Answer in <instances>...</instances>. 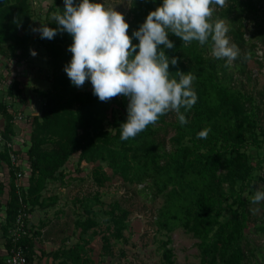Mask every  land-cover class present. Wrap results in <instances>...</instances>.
I'll return each instance as SVG.
<instances>
[{
  "label": "trees",
  "instance_id": "obj_1",
  "mask_svg": "<svg viewBox=\"0 0 264 264\" xmlns=\"http://www.w3.org/2000/svg\"><path fill=\"white\" fill-rule=\"evenodd\" d=\"M262 1L226 0L224 7L216 6L213 11L210 22L223 20L229 28L227 35L231 42L240 49V56L231 66H226L224 59L209 56L213 47L210 38L203 46L198 41L185 46L179 37L169 33L174 48L167 49L162 45L160 48L169 60L173 57L178 60L177 65L169 66L170 78L178 79L177 71L195 74L192 87L197 102L190 110L181 108L188 120L186 125L182 126L177 115L169 112L155 125H148L128 140L120 139L122 123L119 118L110 120V101L102 102L93 90L84 91L72 85L64 71L72 59V53L68 51L72 36L58 31L51 40L42 39L41 35L35 38L48 56L51 88L38 92L43 105L40 115L33 118L29 145L24 154L30 166L24 189L16 186L18 169L11 167L8 152L0 151V167L8 166V182L0 180V211L3 207L6 213V224L1 228L0 264H5V250L12 248L8 235L19 214L28 215L44 205L42 192L47 180L54 179L57 174L62 176L61 169L75 153L79 155V162L94 164L92 177L99 186L110 180L107 174L110 169L113 175L136 181L137 195L155 200L165 193L157 223L167 231L183 228L191 232L198 240V264H259L244 233L250 218L242 192L251 184L254 172L264 169V131L262 136L256 133L257 113L255 107L248 104L253 99L232 86L234 75L229 76V73L236 70L245 75L249 63L256 60V49L264 45V17L259 6ZM79 2L81 0H76ZM162 3L163 0H131L128 34L132 36L148 14ZM64 7V0H53L50 11L63 14ZM32 16L30 0H0L1 54L16 61L26 60L31 55ZM45 25L58 29L55 19L46 20ZM132 42L138 44L139 40L133 37ZM257 62L263 66V62ZM19 81L14 80L9 94L0 100V116L5 120L3 134L9 140L15 135L14 116L6 99L25 100ZM258 93L264 103V87ZM204 129H210L207 138H198L197 134ZM169 132L174 134L168 147L163 134ZM249 146L263 151L255 164L246 153ZM231 199L240 210H234V216L222 222L224 205ZM108 213L113 217L114 237L120 238L127 213L118 203ZM89 222L94 223L93 220ZM28 223L25 220L26 226ZM32 227V236H23L18 243L28 264L37 247V234ZM80 227L84 233L88 230L84 223ZM255 232L264 234V221L255 226ZM103 243L105 253L109 254L107 236L103 237ZM55 259L61 260L59 264H65L67 260L72 264H98L79 248L58 251Z\"/></svg>",
  "mask_w": 264,
  "mask_h": 264
},
{
  "label": "rangeland",
  "instance_id": "obj_2",
  "mask_svg": "<svg viewBox=\"0 0 264 264\" xmlns=\"http://www.w3.org/2000/svg\"><path fill=\"white\" fill-rule=\"evenodd\" d=\"M97 1L115 8L124 14L126 22L128 21L131 0ZM30 4L33 12L30 28L31 41H33L31 52L35 51L36 55L31 54L26 60L16 61L0 53V100L9 94L14 80H20L25 95L24 101L6 99V104L11 105L9 111L25 119L20 122L13 121L15 130L13 140L16 141L15 146L23 155L29 145L33 118L40 115L43 105L38 92L48 91L51 88L52 78L48 56L43 46L35 40L40 33L33 29H39L42 24L45 25L46 20H54L56 14L50 11L53 0H30ZM259 6L260 13L264 17V0ZM209 56H213L212 53ZM257 61L263 62V66H259ZM229 76H233L231 81L233 87L252 97L253 102L248 104L255 107L257 113L255 131L262 136L264 103L258 92L264 87V45H259L256 49V60L249 63L245 75L231 70ZM79 89L93 90V86L90 80H86ZM9 99L11 100L8 101ZM128 103L129 99L124 96L112 98L110 120L119 118L120 123H125L128 116ZM258 106L259 109H257ZM0 119H2L1 116ZM2 126L5 128V120ZM173 134V132L163 134L168 147L172 144ZM246 153L253 164L263 155V151L254 146H249ZM78 160V153L73 154L61 169L62 176L57 174L54 179L47 180L45 190L42 192L45 199L44 205L36 207L27 216L28 224L33 226L32 229L37 234L35 239L37 247L30 264H59L61 260L55 259V254L71 248L82 249L98 264H198L200 262L198 240L191 232L183 228L167 231L157 223V214L166 199L165 193L155 200H150L145 195H137L136 181L113 175L110 169H107L110 180L99 186L92 177L94 164ZM25 164L26 161H23L22 165ZM7 168L6 165L0 167V180H5L6 183L8 182ZM24 168L27 169L25 174L27 181L30 172L29 164ZM263 174L264 169L255 171L251 184L242 192L250 218L249 226L244 233L259 264H264V234L256 233L255 226L264 221V201L255 204L251 201L257 191L264 192ZM3 200L2 198L1 202ZM115 203H118L127 213L124 218L125 228L120 238L114 237L113 217L108 213ZM224 208L222 222L231 219L234 216V210H240L238 204L233 203L232 199L224 205ZM116 214L120 213L116 212ZM5 218V208L2 207L0 237L1 228L6 224ZM89 220H93L94 223H90ZM82 223L88 228L86 233L80 227ZM104 236L109 238L107 246L109 254L105 253ZM168 254L169 257H167ZM249 259H253L252 255ZM65 264L72 263L67 260Z\"/></svg>",
  "mask_w": 264,
  "mask_h": 264
},
{
  "label": "clouds",
  "instance_id": "obj_3",
  "mask_svg": "<svg viewBox=\"0 0 264 264\" xmlns=\"http://www.w3.org/2000/svg\"><path fill=\"white\" fill-rule=\"evenodd\" d=\"M64 4L63 14L54 15L58 29L42 24L33 31L49 40L58 31L72 36L68 49L72 59L64 68L72 85L79 88L90 80L93 94L102 102L117 96L129 99L127 121L120 126L121 140L135 138L169 112L177 115L182 126L188 123L181 108L190 110L197 102L192 87L196 76L191 71H177L178 79L170 78L169 66L177 65L178 60H169L160 48H174L169 33L179 37L185 46L192 41L203 46L210 38L212 55L226 60V66L240 56L238 45L227 35L226 23L210 22L213 6L224 7L226 0H163L132 36L124 14L103 2L64 0ZM133 37L139 40L138 44H133ZM31 54L35 56L36 52ZM209 131L202 130L198 138L206 139ZM261 201L264 192L257 191L251 202Z\"/></svg>",
  "mask_w": 264,
  "mask_h": 264
},
{
  "label": "built area",
  "instance_id": "obj_4",
  "mask_svg": "<svg viewBox=\"0 0 264 264\" xmlns=\"http://www.w3.org/2000/svg\"><path fill=\"white\" fill-rule=\"evenodd\" d=\"M9 99L8 101H10ZM10 103L8 104V109H10ZM13 114V112H11ZM13 121L15 122H20L23 118L21 116H16L14 115ZM3 118L0 119V151L6 150L8 152L10 162H11V167L13 169H18L16 171V186L19 189H24L27 185L26 179H25V174L26 170L24 167H27V162L25 165H22L23 161H26L25 157L23 154L17 149L15 146V141L7 139L4 134V126L3 125ZM25 121V119H23ZM264 175V174H263ZM264 178V176H263ZM27 214H19L16 224L14 228H12L9 231V238L12 243V248L10 250H5V264H28L27 258L24 254L23 249L21 246L18 245L19 241L23 236L31 237L32 233L30 230V225L26 226L25 220H27ZM25 218V219H24Z\"/></svg>",
  "mask_w": 264,
  "mask_h": 264
},
{
  "label": "crops",
  "instance_id": "obj_5",
  "mask_svg": "<svg viewBox=\"0 0 264 264\" xmlns=\"http://www.w3.org/2000/svg\"><path fill=\"white\" fill-rule=\"evenodd\" d=\"M25 83V82H24ZM15 141V140H14ZM15 143H16V141H15Z\"/></svg>",
  "mask_w": 264,
  "mask_h": 264
}]
</instances>
